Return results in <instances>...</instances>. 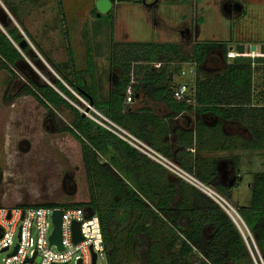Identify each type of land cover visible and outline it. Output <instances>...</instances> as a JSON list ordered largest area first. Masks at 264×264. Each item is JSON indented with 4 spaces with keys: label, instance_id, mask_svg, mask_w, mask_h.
<instances>
[{
    "label": "trees",
    "instance_id": "1",
    "mask_svg": "<svg viewBox=\"0 0 264 264\" xmlns=\"http://www.w3.org/2000/svg\"><path fill=\"white\" fill-rule=\"evenodd\" d=\"M4 21L0 24L3 29L0 31V70L11 75L6 88L13 84L12 68L24 61L37 64L52 82L48 85L29 79L28 85L22 86L13 97L34 98L49 112L58 131L70 134L79 143L89 197L86 202L66 206L86 208L98 217L106 264H126L130 257L141 258V264H264V171L253 178L249 206L235 209L250 235L245 240L230 217L205 194L183 180L170 177L163 167L70 104L80 105L71 91L87 103L91 100L92 107L103 118L165 157H172L173 147H169L167 141L169 135L176 144L190 147L195 143L198 150L262 151L264 105L255 103L252 89L251 64L257 58L253 61L237 58L227 64L225 57L226 66L208 78L198 69L217 52L226 56L229 44L195 43L190 58L181 62L196 66V78L189 93L177 100L174 91L178 85L173 76L179 66L169 67L179 60L174 45L114 43L110 45L107 60L111 67L119 69V74L106 100L99 102L93 91L95 86L85 83L87 75L95 83L94 63L90 57L83 71L75 69L71 51L68 64L64 66H55L45 58L58 79L40 63L29 45L21 51L17 49L23 36L7 16ZM18 25L26 34L21 24ZM31 44L44 56L35 43L31 41ZM169 54L172 58H167ZM156 62L163 64L160 69L150 65ZM128 91L133 101L141 92L148 100L163 102L169 113L159 118L147 108L130 110L125 101ZM62 109L68 112L65 120L58 117ZM189 112L197 116L211 114L219 120L207 127L198 119L195 128L188 131L172 127V119ZM223 121L239 123L250 138L236 141L226 137L221 129ZM110 152L123 161V169L110 164L107 160ZM195 161V169L176 163L202 184L228 197L237 185V178L231 187L220 185L216 179L215 158L207 159L205 168H202L205 159ZM232 161L235 164L236 158ZM206 230L210 235L203 239L202 233ZM156 241L160 242L158 246ZM176 245H180L177 251Z\"/></svg>",
    "mask_w": 264,
    "mask_h": 264
},
{
    "label": "rangeland",
    "instance_id": "2",
    "mask_svg": "<svg viewBox=\"0 0 264 264\" xmlns=\"http://www.w3.org/2000/svg\"><path fill=\"white\" fill-rule=\"evenodd\" d=\"M24 1L26 5L23 7L11 6L16 19L25 26L35 20L46 24L43 35L50 36L51 44L55 40L62 44L53 55L57 66L68 64V42L77 71L85 70L88 57L95 63H104L103 56L110 40L172 44L179 59L174 63L179 69L175 71L173 81L176 85L185 84L190 90L197 68L190 66L192 63L181 62V59L187 61L190 58L195 43H230L235 48L234 43L258 42L261 43L260 51H264V0H114L110 14L99 17L96 16L94 0ZM44 1L47 5L41 12ZM38 23L34 27L39 26ZM247 50L239 49L243 53ZM225 57L221 52L211 55L198 72L200 70L208 78L214 77L226 66ZM167 58H172V54ZM188 65L194 69L195 75L178 76L179 70ZM251 65L253 98L256 104L264 105V59L257 57ZM169 67H173L172 64ZM12 71L13 84L7 89L11 75L0 70V206L86 202L89 194L79 143L70 134L59 132L49 112L34 98L13 97L22 86L28 85L29 79L48 85L52 82L37 64L30 61L22 62ZM118 74L111 72L110 82L116 80ZM71 92L79 98L80 105L69 101L70 104L83 113L89 104ZM91 108L88 111L91 112ZM67 114L62 111L58 117L65 120ZM236 125L243 128L237 122ZM239 151L235 164L231 163L229 172H224L225 186L233 180L236 182V178L238 181L230 190V197L224 198L221 192L212 188L233 209L249 206L253 178L264 171V149ZM237 222L242 227V223ZM202 234L203 239L210 235L208 230ZM179 246L176 245V251ZM129 260L126 264L142 263L141 258L130 257ZM96 264H106L104 256Z\"/></svg>",
    "mask_w": 264,
    "mask_h": 264
},
{
    "label": "built area",
    "instance_id": "3",
    "mask_svg": "<svg viewBox=\"0 0 264 264\" xmlns=\"http://www.w3.org/2000/svg\"><path fill=\"white\" fill-rule=\"evenodd\" d=\"M237 58L255 59L257 54L251 51L250 47L245 53L236 52L235 48L229 44L226 63L230 64ZM150 65L154 68H161L163 64L156 62L150 63ZM191 65L196 67L193 63ZM172 66L174 67V64ZM190 66L180 69L178 76L189 77L195 75L194 69ZM173 67H170V69ZM187 92L188 87L185 84H179L174 91V98L179 100ZM132 96V93L128 91L125 99L126 103L132 102ZM90 110L92 114L100 117L103 122L93 117L89 111L85 116L119 137L172 175L205 194L230 217L245 240L246 236L250 237L236 210L218 192L199 182L194 176L183 171L178 165L166 159L144 142L110 123L94 109L91 108ZM67 204L73 203L0 206V264H92L93 255L96 257V264L97 260L104 256L100 221L96 215L91 214L86 208L66 206ZM58 211L61 212L59 223L60 249L56 244L49 241L55 229L53 216ZM236 219L242 223L245 233ZM75 223L79 224L81 236V240L78 242H73L72 226Z\"/></svg>",
    "mask_w": 264,
    "mask_h": 264
},
{
    "label": "crops",
    "instance_id": "4",
    "mask_svg": "<svg viewBox=\"0 0 264 264\" xmlns=\"http://www.w3.org/2000/svg\"><path fill=\"white\" fill-rule=\"evenodd\" d=\"M24 5H26V1H24V0H0V24L5 22L4 20L7 16L11 20V22L19 29V33L23 36V38H25L27 41L30 39L33 43H35L41 49L44 56L39 55L36 52L35 47H33V45L31 44V41L30 40L28 41L29 46L31 48V51L34 54L38 55L40 63L42 65H44L45 68H48V69H50V71L53 72L51 67L46 63L47 61L45 58H47L48 60L53 62V64H55V66H57V64L54 61L55 58H53V55H54V53L58 52L57 51L58 49L62 48V44L58 43L56 40L54 41V44H51L50 43V41H51L50 36L48 34L46 35V37L43 35L44 26H46V24H44V22H41L39 24L38 21L35 20L34 22H32L31 25H29V24L26 26L21 25L23 27V29L25 30L27 35L21 30L20 26L18 25V23H20V22L16 19L15 14L11 9V6L23 7ZM46 5H47L46 1H44V3L41 4V6H40L41 12H44L43 10H45ZM37 23L39 24V26L34 27V25ZM42 30H43V32H42ZM0 31L3 32V29L1 26H0ZM114 43H120V42H114V41L110 40L108 51L105 52L106 54L104 53L105 56H103L104 57L103 58L104 63L101 64L98 62H96V63L93 62L94 63V74H95L94 81H95V83L89 77V75L86 76L87 79L85 80V83L88 84L89 86H95L93 91L94 90L96 91L95 96L99 102L106 100L110 86L113 85L117 81V79H116V80L110 82V73L115 72L118 74L119 69L111 67L109 61L107 60L108 55H109L110 45L114 44ZM121 43H130V42H121ZM228 44H230V43H228ZM234 44H236L235 50L237 49V51H239V49L240 50H247V47L255 46L257 57L264 58V51H262V52L260 51L261 43L248 42V43H239V44L234 43ZM70 51L72 54H74L71 47H70V44L67 42L66 43V53L69 54ZM240 52L241 51H239V53ZM67 54H66V58H68ZM100 56H101V52L99 54H97L96 61L98 60L97 58H99ZM93 61H94V59H93ZM73 62H74V59H73ZM155 69H160V68H155ZM64 72L67 73L68 70L64 69ZM137 94L138 95H135V100L134 101L132 100L133 102L131 104L126 103V106H129L130 110L136 111V110H142V109L147 108V109H150L151 112L159 118H162L169 113L168 108L166 107V105L163 102L148 100L142 95L141 92H138ZM76 109L79 110V108H76ZM92 109H94V108L92 107ZM62 111H64V110L62 109ZM90 113L92 114V111ZM198 119H201V121L207 127L213 126L219 120L218 117L212 116L211 114H205V115L197 116L195 113L189 112V113L177 115L174 119H172L171 124H172L173 128L178 127L182 130L188 131V130H193L195 128V124H196V121ZM164 120L166 122V119H164ZM221 129H222L223 133L226 135V137H230L232 139H235L236 141L237 140L239 141L240 139L247 140L250 138L248 132L244 128H239L236 125V122H234V121H223ZM167 141H168V146L171 148L173 147V150L171 152L172 157H167V156L165 157L163 154H161L159 152L158 153L161 154L162 156H164L169 161L175 163L176 165H178L176 163V162H178L180 164H183L187 168L191 167L192 169L193 168L195 169V166H196L195 160L197 158H203V159H205L206 163L204 165L202 164L203 166L202 165H200V166H202V168H205V165L207 164V159L215 158L216 159L215 168H216V174H217L216 179H217V182L223 186H225L224 185V178H225L224 172L225 173L229 172V167L231 166V163H233V161H232L233 158H236V156L238 158L239 153H241L237 149H230L227 151H223L220 149H217L215 151H208L206 149L205 150H198L197 147H195L196 146L195 143H192V145L190 147H186V146L182 145L181 143L176 144V141H173V139L171 138L170 135L167 136ZM107 160L114 167H118V169H123V167H124L123 161L116 154H113L110 152L109 156L107 157ZM180 168L183 171H185L186 173L194 176L193 174L189 173L183 167H180ZM168 174L170 177H172L174 179H180V178H177L176 176L172 175L169 172H168ZM185 183H187V182H185ZM233 184H234V180H233L232 184H230L229 186L231 187V186H233Z\"/></svg>",
    "mask_w": 264,
    "mask_h": 264
},
{
    "label": "water",
    "instance_id": "5",
    "mask_svg": "<svg viewBox=\"0 0 264 264\" xmlns=\"http://www.w3.org/2000/svg\"><path fill=\"white\" fill-rule=\"evenodd\" d=\"M116 1H128V0H116ZM113 3L112 0H95V10H96V16L99 17L101 15H106L108 14L111 9H112ZM29 43L27 42V40L24 38L22 39L18 45H17V49L19 51L23 50ZM255 46H251L250 50L251 51H255ZM89 107H92V101H89ZM89 107L86 108V110L82 113L83 116H85L86 113H88V109ZM232 184V183H231ZM60 216H61V212H55L54 216H53V222H54V226L55 229L52 233V235L49 238L50 243H54L58 246V248L60 249V244H59V223H60ZM72 233H73V242H78L81 240V236H80V231H79V224L75 223L72 226ZM95 255H93L92 257V264H95ZM31 261V260H29Z\"/></svg>",
    "mask_w": 264,
    "mask_h": 264
},
{
    "label": "flooded vegetation",
    "instance_id": "6",
    "mask_svg": "<svg viewBox=\"0 0 264 264\" xmlns=\"http://www.w3.org/2000/svg\"><path fill=\"white\" fill-rule=\"evenodd\" d=\"M28 42V41H27ZM29 45V44H28Z\"/></svg>",
    "mask_w": 264,
    "mask_h": 264
},
{
    "label": "bare ground",
    "instance_id": "7",
    "mask_svg": "<svg viewBox=\"0 0 264 264\" xmlns=\"http://www.w3.org/2000/svg\"><path fill=\"white\" fill-rule=\"evenodd\" d=\"M24 39V38H23Z\"/></svg>",
    "mask_w": 264,
    "mask_h": 264
}]
</instances>
